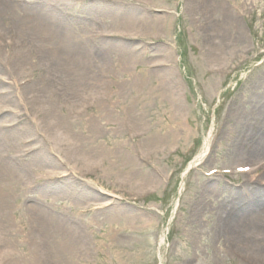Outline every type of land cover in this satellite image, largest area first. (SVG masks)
Masks as SVG:
<instances>
[{
  "label": "rangeland",
  "instance_id": "obj_1",
  "mask_svg": "<svg viewBox=\"0 0 264 264\" xmlns=\"http://www.w3.org/2000/svg\"><path fill=\"white\" fill-rule=\"evenodd\" d=\"M133 5L144 11L130 22L68 21L106 75L94 109L44 59L13 78L0 62V121L20 120V143L54 159L7 148L0 264H264V0ZM69 234L71 252L57 254Z\"/></svg>",
  "mask_w": 264,
  "mask_h": 264
},
{
  "label": "bare ground",
  "instance_id": "obj_2",
  "mask_svg": "<svg viewBox=\"0 0 264 264\" xmlns=\"http://www.w3.org/2000/svg\"><path fill=\"white\" fill-rule=\"evenodd\" d=\"M133 1L137 2L138 0H0V62L2 65L12 63L10 69L8 68L9 65L4 66L5 74L8 76L10 75V77L13 78L12 75H14V72L17 73L20 71L21 73L20 64L22 62L27 63L26 59L29 60L30 57L34 59H44L47 67L54 69L57 73L56 76L59 75L61 85L64 87H69L70 90L72 88L74 92L76 91L79 93L78 96L81 95L84 98L89 97V100L87 103H84L83 106L87 110L90 108L94 109L95 107L93 106L92 101H90V99L94 100V96L89 95V91L94 93V89L99 87L101 83L100 81H102L106 75L105 72H102L100 68H93L87 59V56L92 55L94 52H96V50H93L91 54H88L85 44H92L94 41H86L83 36L80 37L75 34H70L69 32H71L73 28L68 29V21L71 22L69 25H73L74 22L82 21L83 23L86 22V24L89 26H94L103 22L107 18H110L112 22V17L114 16L117 17L114 19V21H118V18L120 17V23L123 21L130 22L132 17H140L135 16V13L133 12L140 11L143 13L144 11L142 8L138 9L135 5H133ZM81 2L83 3L82 8L80 11H78L73 7V5L75 4L76 6V4ZM153 6L155 5L151 4V7ZM93 12L97 13V18L92 15ZM88 19L89 21H92L91 23L94 22L96 24H90L87 22ZM111 31L117 32L120 30L115 29L110 30V32ZM100 32L106 33L105 35L98 34L96 42L103 41V39L100 37L102 35L107 36V33H109V31ZM99 49L100 51L108 52V50L113 48L110 47V49H105L99 47L98 50ZM32 68L35 67L31 66L30 68L28 66L26 69L29 72H33L34 69ZM15 80L16 81L12 80V85L19 89L18 82L20 81L18 79ZM31 83L32 82H30V84ZM30 84H27L26 87H28ZM39 85L41 84H37V86ZM39 89L40 88H38V91H40ZM59 91H63L62 87L59 88ZM166 91L167 92L164 91L166 95L165 97L166 99L170 100V90L166 88ZM9 93L10 92L8 91H1L0 98H2V95L6 94L5 98L3 96V98L6 99ZM91 96L93 98H91ZM1 108L2 106L0 105V109ZM172 109L173 108H170L169 112H174ZM46 110L49 112H54V108L50 103L47 105ZM4 123L0 121V134L5 132L3 131V128L8 123H12L14 129L12 128L7 132H14V134H9L8 136L2 134L3 136L1 138V142L3 146L1 147L0 145L1 171L4 170L1 164L8 163V152L6 150L12 146H21L26 154L33 153L31 154V157L33 158H30V160H35L36 162L37 158L39 161H41V163H43L42 160L45 163L46 158H51L44 153L43 148H38L37 150V147L33 148L31 144L23 146L22 144H25L27 139H25L23 143H20L19 139L17 138V134L18 132H21L22 128V123L20 120ZM182 127L183 126L181 124L177 123L174 129L177 132H180L182 131ZM26 129L27 128L25 127L24 131H26ZM208 141L209 139L205 140L203 152L201 153L202 156L208 147ZM52 159L53 157L49 161H52ZM15 173H18L17 170ZM14 186L15 185H12V188ZM8 189H10L9 185L6 183H0V209L4 208V205L8 203ZM26 189L27 187L23 188V190ZM50 190H53V188L46 189V191ZM84 193L87 194L86 192ZM110 204L112 203L109 202V205ZM105 207L107 208V205L102 207L100 210L103 211ZM225 227V224L217 225V233H224L226 231ZM261 233L264 234V217L261 218ZM58 239V245H60L59 247L61 248L60 251H56L57 254L63 251V246L68 247L65 248L64 251L71 252L70 247H72V245L75 243V239H72L70 234L68 237H62L58 235ZM162 241L163 236L159 238V244H161Z\"/></svg>",
  "mask_w": 264,
  "mask_h": 264
}]
</instances>
